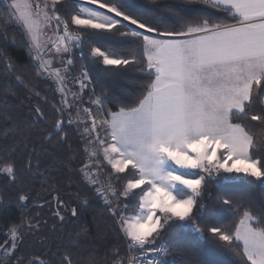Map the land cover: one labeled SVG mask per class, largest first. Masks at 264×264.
<instances>
[{
    "label": "snow or ice",
    "instance_id": "6c2138e0",
    "mask_svg": "<svg viewBox=\"0 0 264 264\" xmlns=\"http://www.w3.org/2000/svg\"><path fill=\"white\" fill-rule=\"evenodd\" d=\"M148 2L155 8L0 0V40L8 41L10 24L21 30L36 78L31 85L14 75L23 95L11 80L0 89V102L16 109L0 111V212L47 206L51 231L68 234L66 241L40 236L48 221L39 212L11 221L0 233V264H216L185 239L192 233L232 254L234 264H264V0ZM193 4L212 11L188 10ZM113 36L123 51L98 42ZM86 40L88 58L105 71L124 77L135 67L134 87L114 94L84 65L73 75ZM4 71L12 77L16 69L8 62ZM60 155L67 198L56 192L39 203L27 181L53 169L42 187L55 192ZM93 201L114 234L102 246L65 229ZM28 236H40L42 251H21Z\"/></svg>",
    "mask_w": 264,
    "mask_h": 264
},
{
    "label": "trees",
    "instance_id": "16d2710c",
    "mask_svg": "<svg viewBox=\"0 0 264 264\" xmlns=\"http://www.w3.org/2000/svg\"><path fill=\"white\" fill-rule=\"evenodd\" d=\"M167 2L183 3V0H167ZM126 3L130 7L137 10H144L145 8H155V5L149 3L148 0H126ZM186 7L190 11H198L201 13L212 11L211 9L205 8L202 4L187 5ZM3 16L4 13L2 10H0V19H2ZM8 28H9L8 41L6 42L4 40H0V56L4 57L3 60H0V89H2V85L4 81L11 80L12 86L15 89V91L18 94L23 95V88L15 84L14 75H20L25 79L26 82L30 83L31 85H35L36 83L35 73L32 68L31 62L29 60L28 50L23 46L21 42V35H22L21 30L16 28V26L12 24L8 25ZM13 36H15L16 39L15 44L11 42ZM98 42L101 44V46L105 48H111L112 50L115 51H123L122 40L119 36L100 39ZM84 53H85V57L83 60L75 56L77 63L75 65V72L73 73V75H78L81 65H84V67L87 68L90 75L92 76L94 83L99 82L100 84H103L106 90H110L114 94H119L121 89L123 88L134 87L129 83V81L140 75V73L135 69V67L128 69L124 77H117L112 73L105 71L104 66L98 61L94 63L88 58L89 57L88 42H86L84 46ZM8 62H11L16 69V72L13 74L12 77H10L4 71L5 66ZM40 86L41 88L48 90L47 83L41 84ZM3 95H4L3 91L0 90V101H2ZM8 99L11 102L12 100H15V97L9 96ZM0 111L14 112L16 111V109L14 107L5 108L3 103L0 102ZM46 147L50 148L51 146L49 145ZM53 151H55V149H53ZM37 154L42 160L47 157V154L43 151L41 147L37 148ZM83 158L84 155L83 153H81L77 161L78 165L80 161L83 160ZM48 159L49 162H52L51 158ZM66 159L67 157L63 155L59 156V161H61V163H58V167L60 168V171L57 173L56 180L52 181V183L57 185L55 192H53L52 189L50 188L47 191H45L44 187H42V182L44 180L50 179L49 173L54 171L53 169H42V171H44V176L41 177L39 173H36V177H37L36 179H31L27 181L28 185L30 186L27 189V191H29V194L33 197V199H36L39 203H43L44 201L50 199L51 195H55L56 192H58L62 197L67 198V193H65L62 190L64 187L67 186L68 183L67 181L68 173L64 167V164L62 163V161H65ZM72 177H73L72 187L75 188L76 181L79 178L75 175V173H72ZM45 187H47V185H45ZM208 190L215 191L214 182L209 184ZM256 202L258 205L262 202L259 193L256 194ZM71 203L75 204L76 201L73 200L71 201ZM9 208L10 210L7 212H0V233L6 231L5 225L10 223L11 221H16L17 223H19L23 216H27L29 214L35 216L36 213L39 212L41 221L43 222L44 219H47L48 221V223L41 228L40 236H47L50 239H54L55 236L59 234L64 236L65 241L68 239L67 232L53 233L51 231L54 220L51 216V211L47 206H45L44 208H35L33 204L30 202L28 209L25 211H21L20 209L16 208L14 205L9 206ZM130 211H134V210L130 209ZM225 217H226V222H230L233 220V217H231V215L228 213L225 214ZM65 229L73 234L72 238H75L76 232H80L81 241H87L89 245L95 242L96 245L102 246L103 238L105 236L112 237L114 235L111 231V221L106 217V215L103 213L101 208L96 207L95 201H93V207L89 208L81 216L80 220L75 225H73L72 223H68L65 225ZM86 229L87 231H85ZM169 235L170 233H166L164 238H167ZM40 236H37L35 238L28 236L25 239L21 251H23L25 255H29L33 252L39 253L40 251H42V246L36 242L37 240L40 239ZM4 239L5 237L2 234H0V243H2ZM185 239L199 244V246L204 250L206 256L214 260L216 264H234V257L232 256V254L216 246L211 239L198 240V234L195 233L186 236ZM85 250H87V247ZM103 254L104 253L101 252V257H103ZM85 264H87V258L85 259ZM100 264H104L103 259H101Z\"/></svg>",
    "mask_w": 264,
    "mask_h": 264
},
{
    "label": "built area",
    "instance_id": "2783aa9c",
    "mask_svg": "<svg viewBox=\"0 0 264 264\" xmlns=\"http://www.w3.org/2000/svg\"><path fill=\"white\" fill-rule=\"evenodd\" d=\"M86 42H87V40H86ZM86 44V43H85ZM75 52H76V57L77 58H80V55H79V50L77 49V50H75ZM196 234V233H195Z\"/></svg>",
    "mask_w": 264,
    "mask_h": 264
}]
</instances>
